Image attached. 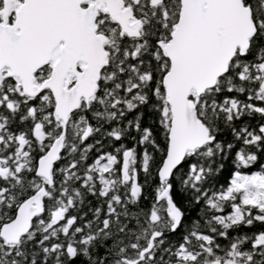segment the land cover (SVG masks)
Here are the masks:
<instances>
[{
  "label": "snow or ice",
  "instance_id": "snow-or-ice-1",
  "mask_svg": "<svg viewBox=\"0 0 264 264\" xmlns=\"http://www.w3.org/2000/svg\"><path fill=\"white\" fill-rule=\"evenodd\" d=\"M0 264H264V0H0Z\"/></svg>",
  "mask_w": 264,
  "mask_h": 264
}]
</instances>
